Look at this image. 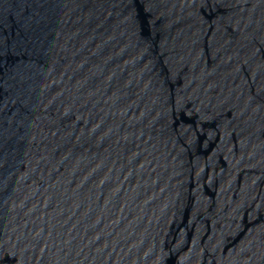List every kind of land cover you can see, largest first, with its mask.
Returning <instances> with one entry per match:
<instances>
[{
  "label": "water",
  "instance_id": "95a60500",
  "mask_svg": "<svg viewBox=\"0 0 264 264\" xmlns=\"http://www.w3.org/2000/svg\"><path fill=\"white\" fill-rule=\"evenodd\" d=\"M0 264H264V0H0Z\"/></svg>",
  "mask_w": 264,
  "mask_h": 264
}]
</instances>
